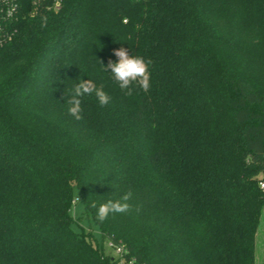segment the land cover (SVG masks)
I'll return each instance as SVG.
<instances>
[{"label":"trees","instance_id":"16d2710c","mask_svg":"<svg viewBox=\"0 0 264 264\" xmlns=\"http://www.w3.org/2000/svg\"><path fill=\"white\" fill-rule=\"evenodd\" d=\"M51 4L18 0L0 44V264H113L109 241L135 264H264V0ZM120 48L151 59L147 92L104 72ZM88 79L112 99L77 121ZM129 191L132 211L96 219Z\"/></svg>","mask_w":264,"mask_h":264},{"label":"clouds","instance_id":"9594fccd","mask_svg":"<svg viewBox=\"0 0 264 264\" xmlns=\"http://www.w3.org/2000/svg\"><path fill=\"white\" fill-rule=\"evenodd\" d=\"M42 27L47 26V18H43ZM117 61L109 60L105 67H102L104 72L110 69L112 79L116 82L119 89L124 91L126 95L131 96L134 91V85L139 86L143 91L147 92L151 88V59H146L140 55H129L125 48H120L114 51ZM95 95L100 106H107L112 97L104 90V85L97 84L91 80H79L71 90L69 98L66 101L67 111L69 115L77 121L83 119L82 98L85 96ZM131 191L123 194L117 199H108L101 203L97 208L95 203L93 208H97L96 219L103 223L110 214L129 213L133 210V205L129 203L132 199ZM139 211V207L136 208Z\"/></svg>","mask_w":264,"mask_h":264},{"label":"built area","instance_id":"2783aa9c","mask_svg":"<svg viewBox=\"0 0 264 264\" xmlns=\"http://www.w3.org/2000/svg\"><path fill=\"white\" fill-rule=\"evenodd\" d=\"M41 0H32L34 6ZM51 7L58 10L61 7V0H52ZM35 9V8H34ZM18 17V0H0V44L10 41L16 32L14 22ZM259 186L264 189L263 180L259 181ZM108 248L113 251L115 261L113 264H135L133 259L126 260L124 253L126 250L122 243H107Z\"/></svg>","mask_w":264,"mask_h":264},{"label":"rangeland","instance_id":"374dc122","mask_svg":"<svg viewBox=\"0 0 264 264\" xmlns=\"http://www.w3.org/2000/svg\"><path fill=\"white\" fill-rule=\"evenodd\" d=\"M48 7V6H46ZM37 9H32V12L36 13ZM260 179H262V177L260 176ZM263 182H264V175H263ZM76 190V187L73 186V192ZM73 204L71 207V215L74 219V224H73V228L76 231H79L80 229H82L83 231H91L93 233V235L95 237L98 238V229L97 227L90 222V220L87 218L86 214L83 213V205L81 202H78V200L76 199V197H74L73 199ZM264 233V207L261 213V217H260V222H259V227H258V231H257V247H258V252L260 253V241L262 239ZM109 250L108 245H105V252L107 253ZM111 253L113 254V251H111ZM114 255V254H113Z\"/></svg>","mask_w":264,"mask_h":264}]
</instances>
